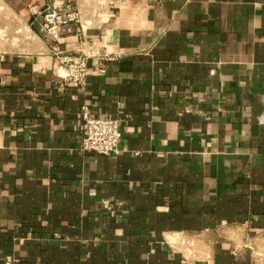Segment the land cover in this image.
<instances>
[{"label":"crops","instance_id":"0c3cea01","mask_svg":"<svg viewBox=\"0 0 264 264\" xmlns=\"http://www.w3.org/2000/svg\"><path fill=\"white\" fill-rule=\"evenodd\" d=\"M44 5L79 21L0 47V264H264V0L20 18ZM56 51L88 55L84 87ZM85 104L120 119V154L80 150Z\"/></svg>","mask_w":264,"mask_h":264},{"label":"built area","instance_id":"2783aa9c","mask_svg":"<svg viewBox=\"0 0 264 264\" xmlns=\"http://www.w3.org/2000/svg\"><path fill=\"white\" fill-rule=\"evenodd\" d=\"M34 21L40 24L41 30L48 38L57 40L63 27L79 21L78 11L70 6L55 8L47 5L38 11ZM55 70L65 84L84 87L87 83L88 55H69L55 52ZM104 72V67L100 69ZM83 138L80 150L104 155H118L121 152L122 129L119 118L97 117L91 114L88 104L82 107Z\"/></svg>","mask_w":264,"mask_h":264},{"label":"rangeland","instance_id":"374dc122","mask_svg":"<svg viewBox=\"0 0 264 264\" xmlns=\"http://www.w3.org/2000/svg\"><path fill=\"white\" fill-rule=\"evenodd\" d=\"M29 1L0 0V47H34L36 40L47 37L38 22L32 24L36 15L27 22L20 18L26 12L25 8L27 9V7L25 5ZM45 7L46 5L40 8V11Z\"/></svg>","mask_w":264,"mask_h":264},{"label":"bare ground","instance_id":"6f19581e","mask_svg":"<svg viewBox=\"0 0 264 264\" xmlns=\"http://www.w3.org/2000/svg\"><path fill=\"white\" fill-rule=\"evenodd\" d=\"M24 32V31H23ZM26 32V31H25ZM27 33V32H26Z\"/></svg>","mask_w":264,"mask_h":264}]
</instances>
